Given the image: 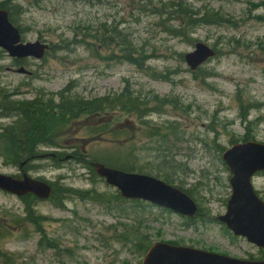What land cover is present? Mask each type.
Here are the masks:
<instances>
[{
	"label": "rangeland",
	"instance_id": "374dc122",
	"mask_svg": "<svg viewBox=\"0 0 264 264\" xmlns=\"http://www.w3.org/2000/svg\"><path fill=\"white\" fill-rule=\"evenodd\" d=\"M6 5L16 14L22 43L40 42L48 49L41 60L24 59L20 65L0 49V108L3 94L18 102L59 103L69 87L86 100L113 98L129 88L150 107L156 99L166 102L160 114L145 118L110 112L74 122L60 145L41 148V155L58 153L62 160L35 161L28 175L103 198L59 197L63 208H58L34 196L25 205L0 191V264H142L138 242L259 258L258 248L214 219L226 213L231 197L223 152L246 134L264 144V0H0V9ZM178 5L193 20L176 11ZM206 13L233 24H198ZM199 42L216 55L193 73L185 56ZM20 68L30 74L17 73ZM14 121L0 116L1 127ZM157 130L160 136L150 140ZM74 145L75 157L83 150L90 160L125 157L137 172L163 173L191 191L212 222L203 217L189 225L149 203L116 199L118 190L93 180L80 159L63 161ZM0 153V174L21 178L19 167ZM157 154L167 155V164L156 160ZM253 184L264 200V174ZM28 210L41 217L38 224L25 221Z\"/></svg>",
	"mask_w": 264,
	"mask_h": 264
},
{
	"label": "water",
	"instance_id": "95a60500",
	"mask_svg": "<svg viewBox=\"0 0 264 264\" xmlns=\"http://www.w3.org/2000/svg\"><path fill=\"white\" fill-rule=\"evenodd\" d=\"M0 48L11 58L41 60L48 46L40 42L22 43L19 29L10 22L8 13L0 10ZM214 55L215 52L210 47L198 43L195 50L185 56V61L192 71H196ZM17 73L29 74L24 68L18 69ZM223 161L232 175L229 181L232 195L225 215L219 216L217 221L226 225L236 237L245 238L264 250V202L258 197L252 184L254 175L264 172V144H236L223 154ZM24 165L25 163L21 168ZM91 166L124 199L150 202L188 218H194L198 212L197 204L186 193L159 179L107 168L99 163H92ZM0 190L18 197L32 194L41 200L49 199L52 193L47 183L34 180L24 172L22 179L0 174ZM142 264H264V260L237 259L159 242L149 249Z\"/></svg>",
	"mask_w": 264,
	"mask_h": 264
},
{
	"label": "trees",
	"instance_id": "16d2710c",
	"mask_svg": "<svg viewBox=\"0 0 264 264\" xmlns=\"http://www.w3.org/2000/svg\"><path fill=\"white\" fill-rule=\"evenodd\" d=\"M1 8H5L8 10L10 21L13 25L19 28L17 26L18 19L16 17V14L12 13V9L8 5L1 6ZM176 8V11H178L181 15L185 16L187 19H192L189 12L181 13V11L185 10L186 7H183V5H178ZM197 20L198 24L200 25L213 24L214 20L217 23L233 24L229 19L223 17L221 14H216L211 17L208 16V14L206 13ZM19 30L21 32V29ZM170 32L176 33L180 31H177L176 29H170ZM180 34L182 35L181 32ZM127 56L129 58L128 61L131 62L133 55L130 53ZM15 63L17 65H20L21 61H15ZM198 71H200V69ZM71 92L72 91L70 87L66 88L63 92H61L59 95V103H54L53 98H51L47 102H44L42 98H38L33 101L18 102L12 101L11 98H8L7 94L2 95V98L4 100V107L0 108V116L12 117L13 119H15V121L8 126H0V152L6 154V162L8 164L14 167H20L22 163L27 161L26 165L24 166V171L27 172V170L31 168L33 169V162L38 161L43 157V155H41L40 149L53 148L60 145L58 144V140L63 138V136L68 135L66 129L74 122H80V120L83 119H89L94 121V118H99L103 115L109 114L110 112H122L130 115H133L131 113H134L135 116L145 118L150 113L160 114L162 112V105L166 102L163 101V99H156L154 101V106L150 107L148 103L144 102L141 98L139 99L133 97L129 88H126L125 91L119 96L115 95L113 96V98L104 97L93 100H86L78 96H73ZM244 118H246V116ZM97 127L99 131H102L101 128L103 126ZM104 130L107 131L106 128ZM157 135L160 136L158 130L157 134L152 135L150 137V140H156V138L159 137ZM248 141H250V135L246 134L242 142ZM63 143L65 142L63 141ZM64 145L65 144H63V146ZM71 148L76 149V153L78 152V146L76 147V145H74ZM156 152L160 153V151ZM108 156L111 157V160H108L106 162H103L100 159L90 160L91 157H88V155L83 153L80 154V158L78 159L82 161L81 164L84 165V169L90 172L93 180L99 178L97 177L95 170L90 166V162H98L104 165L105 167L117 169L127 173L142 174L141 172H137L135 170L136 167L134 166V164H132L134 167L128 165L127 162H130V158H128V160L126 158L125 160V157L119 158L118 156ZM130 157L131 159H134V161H137V158H134L133 155H131ZM156 157V160L161 158L162 161L167 164V155L163 154L161 156H158L157 154ZM123 162H126V164H124ZM156 178L175 186L174 182L161 172L159 173V175L156 176ZM51 186L52 196L50 200L51 203L58 208H63L62 198L58 199L59 197L73 195L80 196V198H85L86 196L91 195L89 197H91L93 200H100L103 198L101 194L94 195L90 194L89 192H80L74 189L65 188L60 185L58 186L57 184H51ZM178 188L181 189L180 187ZM182 191H184L193 199V194L191 191ZM25 199H34V197L26 196L22 199L25 205H30L32 202ZM116 199L121 198L119 195H117ZM34 200L37 199L35 198ZM203 217H206L207 219L209 218L208 221L212 222V220H210L211 212H204L203 209H199V212L196 215L195 219L188 221V224L191 225L194 221L201 219L202 221H204L205 219ZM40 218L41 217L34 216L32 210H28L25 221L38 224L41 221ZM138 244L143 255H145L148 249L151 247V243L148 245L138 242ZM258 256L259 258L257 257L252 259L263 260L264 252L260 250Z\"/></svg>",
	"mask_w": 264,
	"mask_h": 264
},
{
	"label": "flooded vegetation",
	"instance_id": "af4514ba",
	"mask_svg": "<svg viewBox=\"0 0 264 264\" xmlns=\"http://www.w3.org/2000/svg\"><path fill=\"white\" fill-rule=\"evenodd\" d=\"M72 155H73L72 152H70V154L66 156V157H68L67 159H69V158L72 159L73 158ZM52 157L56 158V159L60 158V157L56 156L55 154H52Z\"/></svg>",
	"mask_w": 264,
	"mask_h": 264
}]
</instances>
